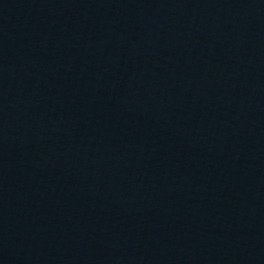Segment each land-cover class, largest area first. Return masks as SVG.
<instances>
[{"label": "water", "instance_id": "95a60500", "mask_svg": "<svg viewBox=\"0 0 264 264\" xmlns=\"http://www.w3.org/2000/svg\"><path fill=\"white\" fill-rule=\"evenodd\" d=\"M0 264H264V0H0Z\"/></svg>", "mask_w": 264, "mask_h": 264}]
</instances>
